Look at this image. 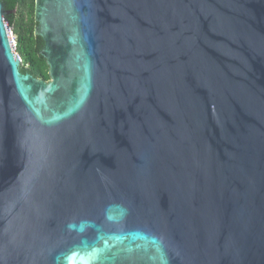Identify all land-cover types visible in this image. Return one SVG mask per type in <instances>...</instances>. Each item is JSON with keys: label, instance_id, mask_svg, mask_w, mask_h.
I'll return each mask as SVG.
<instances>
[{"label": "water", "instance_id": "obj_1", "mask_svg": "<svg viewBox=\"0 0 264 264\" xmlns=\"http://www.w3.org/2000/svg\"><path fill=\"white\" fill-rule=\"evenodd\" d=\"M4 15L0 264H264V0H34L46 82Z\"/></svg>", "mask_w": 264, "mask_h": 264}, {"label": "trees", "instance_id": "obj_2", "mask_svg": "<svg viewBox=\"0 0 264 264\" xmlns=\"http://www.w3.org/2000/svg\"><path fill=\"white\" fill-rule=\"evenodd\" d=\"M0 3L5 13V23L16 38L15 52L22 64L27 65L26 69L21 66L20 72L44 82L48 81L47 67L39 56L43 43L33 34L36 26L33 21L34 0H0Z\"/></svg>", "mask_w": 264, "mask_h": 264}, {"label": "snow or ice", "instance_id": "obj_3", "mask_svg": "<svg viewBox=\"0 0 264 264\" xmlns=\"http://www.w3.org/2000/svg\"><path fill=\"white\" fill-rule=\"evenodd\" d=\"M110 219H111V217H110ZM83 230V226H81V231ZM145 239H147V238H145ZM151 243H153V244H155L156 243V241L155 240H152V241H150ZM100 250L99 249H95V248H93V250H92V252L91 253H89L88 254V256L86 257V258H84V257H82L81 259L82 260H84V264H88V262L90 261V260H95V259H97L98 257H97V253L99 252ZM77 253H73V255H76ZM67 259H71V257H66Z\"/></svg>", "mask_w": 264, "mask_h": 264}, {"label": "rangeland", "instance_id": "obj_4", "mask_svg": "<svg viewBox=\"0 0 264 264\" xmlns=\"http://www.w3.org/2000/svg\"><path fill=\"white\" fill-rule=\"evenodd\" d=\"M5 25H6V27L8 28V31H9V38H10V41L12 42L11 44H12V46H13V50H14V52H15V51H16V38H15L14 35H13L12 29H11L9 26H7L6 23H5ZM15 53H16V52H15ZM16 55H17V54H16ZM17 57H18V56H17ZM18 59H19V57H18ZM19 61H20V67L23 66V67L26 69V68H27V65H23L20 59H19Z\"/></svg>", "mask_w": 264, "mask_h": 264}, {"label": "bare ground", "instance_id": "obj_5", "mask_svg": "<svg viewBox=\"0 0 264 264\" xmlns=\"http://www.w3.org/2000/svg\"><path fill=\"white\" fill-rule=\"evenodd\" d=\"M11 42V41H10ZM12 43V42H11ZM69 264H73L71 261H69Z\"/></svg>", "mask_w": 264, "mask_h": 264}]
</instances>
